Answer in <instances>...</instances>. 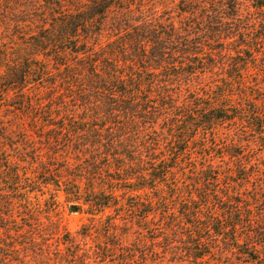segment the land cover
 Instances as JSON below:
<instances>
[{
    "label": "trees",
    "instance_id": "trees-1",
    "mask_svg": "<svg viewBox=\"0 0 264 264\" xmlns=\"http://www.w3.org/2000/svg\"><path fill=\"white\" fill-rule=\"evenodd\" d=\"M158 6L0 0V264H264V0Z\"/></svg>",
    "mask_w": 264,
    "mask_h": 264
},
{
    "label": "rangeland",
    "instance_id": "rangeland-1",
    "mask_svg": "<svg viewBox=\"0 0 264 264\" xmlns=\"http://www.w3.org/2000/svg\"><path fill=\"white\" fill-rule=\"evenodd\" d=\"M152 3H156L159 9L162 7L163 4L168 5L169 9H170V16L173 17L174 21H177L176 18V9H175V5L177 3V0H150ZM146 2V1H145ZM21 133L20 134H16V139L19 137H25L26 140V149H27V153L28 155H32L35 152L39 153L42 157L43 160L45 162H47L45 155H47L48 151H46V148H44L41 144L42 141L40 140V138L38 137V133L32 132L30 130H24V129H20ZM22 134V135H21ZM51 134V133H50ZM49 134H46V136ZM19 140V139H17ZM23 147V146H22ZM33 151V152H32ZM29 157V156H28ZM249 157H252V154L247 155L246 157H244V159H247ZM59 166L61 164H58ZM36 166V165H34ZM85 166L82 165L81 168H84ZM38 169V171H40V168L37 166L36 167ZM77 168H74L72 170V172H76ZM79 170V167H78ZM30 173H33L34 171L29 170ZM254 185V181H251V184H248V188H251V186ZM79 188L82 192H84L85 190H88L90 188V183L86 180L83 179L79 185ZM46 198L45 196H42L40 193H38L35 196H31V208L33 210L36 211V219L38 220V222L41 225V229L43 231H47L46 233H49L50 230V222H54V221H58V223L60 224V227L62 228V230L64 229L65 231L69 232L71 234V236L74 238V240L78 243H83V239L78 235L81 226L83 225H87L88 223V215L86 214V208L82 207L76 211V209L74 211H72L70 208L71 204H67L64 202V198L62 196V194L58 195V205L57 208L53 209V212H51V214H46L45 210L43 208V202L45 201L44 199ZM134 202V199L131 195L128 194H124L122 196L119 197L118 199V209H113V210H106L104 212V216L108 217V218H118L119 215L121 214V210L122 208H120V205L124 204L125 208L128 205H131V203ZM19 218V217H18ZM20 219V218H19ZM63 233V232H62ZM135 238V235H129L126 240L122 243L123 248L128 247L131 248V244L133 243V240ZM41 241L42 240H38ZM56 238L53 237L51 239H49L47 241V243H49L51 246L53 245V243H55ZM86 243H88L87 245H91V241L89 239L85 240ZM59 247L62 249L63 246L59 245ZM53 248V246H52ZM51 248V249H52ZM140 253H138L137 255V260L136 262H134L135 264H140L142 262V260L139 258ZM115 256H118V259L121 258L122 256L120 255V252L117 251V253L115 254ZM230 257L234 260H239V256L237 254H235L234 250L232 252V254H230ZM242 260V259H240ZM169 264V263H166Z\"/></svg>",
    "mask_w": 264,
    "mask_h": 264
},
{
    "label": "water",
    "instance_id": "water-1",
    "mask_svg": "<svg viewBox=\"0 0 264 264\" xmlns=\"http://www.w3.org/2000/svg\"><path fill=\"white\" fill-rule=\"evenodd\" d=\"M70 209H71L72 211H74L76 208H75L74 206H72Z\"/></svg>",
    "mask_w": 264,
    "mask_h": 264
}]
</instances>
